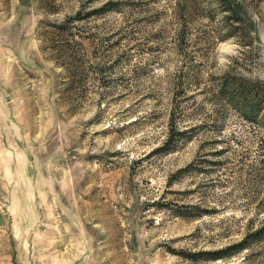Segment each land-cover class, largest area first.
<instances>
[{
	"label": "rangeland",
	"instance_id": "obj_1",
	"mask_svg": "<svg viewBox=\"0 0 264 264\" xmlns=\"http://www.w3.org/2000/svg\"><path fill=\"white\" fill-rule=\"evenodd\" d=\"M237 1L0 0V264H264V111L224 97L264 92V0Z\"/></svg>",
	"mask_w": 264,
	"mask_h": 264
},
{
	"label": "trees",
	"instance_id": "obj_2",
	"mask_svg": "<svg viewBox=\"0 0 264 264\" xmlns=\"http://www.w3.org/2000/svg\"><path fill=\"white\" fill-rule=\"evenodd\" d=\"M219 4L223 5V12H226L228 15L226 19L230 20L233 25L240 24L243 22V18L247 16L246 12L243 11L240 3L237 0H217ZM248 27L250 32L253 30L252 23L249 22ZM250 87L249 90L246 88H239L236 94L233 96L225 95L227 104L233 103V99H238L237 108L240 106L239 112L241 116L249 121L256 122L257 118L264 111V92L259 93L254 89V84L246 82ZM250 115H249V114ZM249 115V116H248ZM264 119V118H263ZM256 240L260 241L264 237V229L259 230L252 235ZM246 249V248H241ZM220 256H214L213 259H219Z\"/></svg>",
	"mask_w": 264,
	"mask_h": 264
}]
</instances>
